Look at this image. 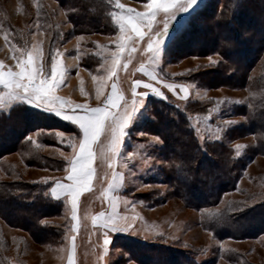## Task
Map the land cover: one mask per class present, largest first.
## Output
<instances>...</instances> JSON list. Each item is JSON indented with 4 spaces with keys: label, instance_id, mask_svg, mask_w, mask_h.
I'll use <instances>...</instances> for the list:
<instances>
[{
    "label": "rangeland",
    "instance_id": "obj_1",
    "mask_svg": "<svg viewBox=\"0 0 264 264\" xmlns=\"http://www.w3.org/2000/svg\"><path fill=\"white\" fill-rule=\"evenodd\" d=\"M73 1L0 0V115L22 104L55 120L34 129L28 113L18 138L5 129L0 181L47 194L78 140L64 118L102 104V177L76 212L86 223L106 207L107 176L123 180L121 207L136 220L104 252L108 264H264V54L250 47L264 36V0H100L90 10L110 22L97 29L76 27ZM222 67L225 78L205 79ZM37 154L54 160L45 167ZM71 215L63 199L61 243ZM12 225L0 217V264H61L62 244Z\"/></svg>",
    "mask_w": 264,
    "mask_h": 264
},
{
    "label": "crops",
    "instance_id": "obj_2",
    "mask_svg": "<svg viewBox=\"0 0 264 264\" xmlns=\"http://www.w3.org/2000/svg\"><path fill=\"white\" fill-rule=\"evenodd\" d=\"M115 88H119L117 84L113 85V89ZM116 95L121 99L120 92H116ZM112 98V94L109 95V105ZM105 108L106 106L101 104L82 113L69 114L64 118L79 129L80 135L69 157L64 176L53 181L48 191L54 199L67 200L71 208L72 224L66 231L64 242L61 243L65 250L61 264H108V257L104 252L111 249L116 237L131 233L135 224L136 217L124 212L121 207L123 198L120 189L123 180L117 177L118 175L113 177L115 173L107 176L102 197L98 196V201L106 204L105 209L95 216L92 215L93 213L89 214L86 223H79L77 218L76 211L83 197L92 193L91 190L102 177L97 163L100 153L98 146L106 123ZM89 196L91 198L87 201L93 199V195ZM90 205L91 202L87 205L88 213L92 208ZM84 226L88 229H82ZM84 230H87L88 238L83 237ZM87 247L89 251L97 252L98 247L104 251L102 254L92 256L87 252Z\"/></svg>",
    "mask_w": 264,
    "mask_h": 264
},
{
    "label": "trees",
    "instance_id": "obj_3",
    "mask_svg": "<svg viewBox=\"0 0 264 264\" xmlns=\"http://www.w3.org/2000/svg\"><path fill=\"white\" fill-rule=\"evenodd\" d=\"M95 1H97V2H95ZM73 2H75L77 4V6L80 8V11H81L80 14L73 15L74 16V18H73L74 24L76 25V27L85 28V27H91V26L95 25L94 27H95V29H97L100 25H106L110 22L109 20L104 21V18L101 14L102 12L99 14L98 13L95 14L94 12L92 13V11L90 10L93 7L92 4L93 3H100L101 2L100 0H74ZM90 2H92V3H90ZM241 2H244V1H241ZM89 4H91V5H89ZM100 8H102V6H100ZM241 10H243V9H241ZM242 13L243 12H241V15H242ZM231 15L236 17V19H239L240 14L237 13V10H233V12H230V16ZM241 21H243V19H241L240 22ZM249 21H251V20H249ZM238 22H239V20H238ZM240 22H239V24H241ZM247 25H249V23ZM252 27L256 28V30H259L258 27H256L253 24H251V26H249V27L246 26V28H249V29H252ZM243 28H245V27H243ZM245 30H247V29H245ZM251 34H253V33H251ZM248 37L249 36L246 35L245 37H242V39L241 38L238 39L236 42L239 44H242V45L251 43V39H250V37L249 38ZM251 38H253V37H251ZM259 40H260V45H256V47L250 45V47L253 51H255V54L260 53L259 55H261V54L263 55L264 54V44H263L264 43V36L263 37L260 36ZM235 48L238 49V47H235ZM235 48H233L234 54H235V52L237 53V51H238ZM223 49H224L223 50L224 54H226L225 57L228 56L227 58H229L230 57L229 55L231 54V52L229 50H227L226 47H224ZM239 50H241V48ZM229 60L231 62H233V60L231 58H229ZM251 62H252V60H251ZM236 68L238 70H240L241 67L239 65V66H236ZM237 69H236V71H238ZM248 69L249 68H247V67H243L242 71L248 72ZM212 73L214 75H208L209 77L207 76V77H205V79L209 78L210 81L211 80L213 81L215 78H217V80H219L220 78H225V74L227 72L225 70V67L224 68L222 67V69H220V68L214 69V71ZM235 76H236V74L233 75L232 78L234 79ZM22 106H23L22 104H15L14 108L12 107L11 111L9 112L10 114L9 113L6 114L3 112V114L0 115V136H2L5 129L8 128V132H12V134L14 135L13 137L18 138L25 129L23 127H20V125L18 124V121H19V123L22 124L25 121L23 117L28 115V113H29V115L27 116L28 120L26 122L30 123L31 120H35L36 122H38V125L36 127H34V129L46 128V127H48V125L52 126L53 125L52 123H55V120H53V119H50V121L44 119L43 115L39 116L40 119H38L39 114L37 113V111H34L37 114V115H35L34 112H32L33 110L28 109V108H23ZM28 111H31V112H28ZM254 113H256V112H254ZM7 115H9L10 118L7 117ZM8 118H9V120H8ZM62 123L66 124L67 126L72 125L71 122L66 121V120H63ZM260 126L262 128L261 130L264 131V121H263L262 125L260 124ZM28 128H30V127H28ZM76 128H75V130L77 132V133H75V134H77L76 138H79L80 132H79V129L78 128L76 129ZM21 138L24 139L23 137H21ZM3 147L6 149L5 145L3 143H1V141H0V158L2 156V153H4L6 151V150H3ZM14 151H17V148ZM37 157L39 158V160L42 159L41 163H45L44 164L45 167H47L46 165H48L46 163H48V162L50 163V161L52 159L54 160L53 157L46 156V155H44L42 157L40 154L39 155L37 154ZM36 158H34V159L28 158L27 161H30L31 163H33L34 161L38 162V160ZM67 164H68V161L64 162L63 167L67 166ZM48 167H50L51 169L54 168L51 166H48ZM8 173H11V172L8 171ZM184 184H186V183H184ZM48 186H50V183ZM176 186L178 187L179 184H177ZM36 187H39L38 189H40L41 183H38V182L30 183V182H28V181L26 182L24 180H17L16 181V180H8V179L0 181V217H2L4 220H7V221L9 220V222H11L15 228L24 229L31 236V238L34 239L38 244H52V245L53 244H59V243L61 244L60 234H62L64 232L61 230V229H64L63 224L61 223L62 224V225L60 224L61 226L54 224V222H55L54 218H58V217L60 218L62 216L63 200L62 199H54L49 195V193L45 194L39 190H35ZM46 188H47V186H45V189ZM184 194L187 195L186 193H184ZM11 211L12 212L13 211H15V212L20 211V212H19V214H16V213H12ZM236 225L238 226V223H236ZM246 232H248V231H246ZM230 233H231V235H233L234 233L241 234L242 232H239L237 230V231H233ZM249 234H251V233H249ZM241 235H243V234H241ZM126 239H127V241H129V243L127 245H132V242H130L131 239H129V238H126ZM133 243H135V242H133ZM136 245L137 244L132 245V246L135 247ZM146 245H148V244H146ZM129 248L133 249V247H131V246H129ZM146 250H148V249H146Z\"/></svg>",
    "mask_w": 264,
    "mask_h": 264
}]
</instances>
